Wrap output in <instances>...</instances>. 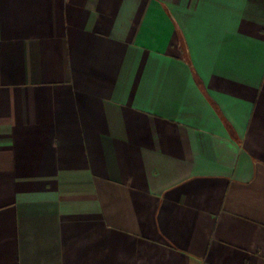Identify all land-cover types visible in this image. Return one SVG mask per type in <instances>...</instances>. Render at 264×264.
Listing matches in <instances>:
<instances>
[{"label":"crops","instance_id":"crops-1","mask_svg":"<svg viewBox=\"0 0 264 264\" xmlns=\"http://www.w3.org/2000/svg\"><path fill=\"white\" fill-rule=\"evenodd\" d=\"M0 264H264V0H0Z\"/></svg>","mask_w":264,"mask_h":264}]
</instances>
